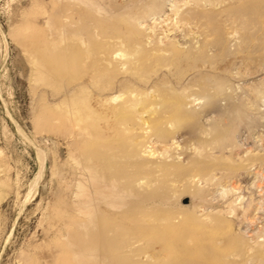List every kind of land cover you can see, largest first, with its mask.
I'll list each match as a JSON object with an SVG mask.
<instances>
[{"label":"rangeland","instance_id":"1","mask_svg":"<svg viewBox=\"0 0 264 264\" xmlns=\"http://www.w3.org/2000/svg\"><path fill=\"white\" fill-rule=\"evenodd\" d=\"M83 1L0 0V264H264V0Z\"/></svg>","mask_w":264,"mask_h":264},{"label":"bare ground","instance_id":"2","mask_svg":"<svg viewBox=\"0 0 264 264\" xmlns=\"http://www.w3.org/2000/svg\"><path fill=\"white\" fill-rule=\"evenodd\" d=\"M82 4H80V8L79 10L76 11L75 15L74 16H71L72 20L74 19H77L79 21L82 22V25H81V28L79 29H76L74 32H67L63 37L65 40L67 41H70L69 45L70 46H67V49L68 50H72V45H73V42H77V41H82V40H86L87 42H90V43H95L97 42V40H95L94 37L91 36L90 32L92 29H97V35L99 36H103V34L105 33L106 31V28L102 27V26H99L97 24L99 18L101 17L100 15L98 14H95L94 12L92 13L90 10L91 8H88V7H85L83 6L84 5V1L83 0H80ZM93 11V10H92ZM87 20V21H85ZM132 40V39H131ZM69 52V51H68ZM70 53V52H69ZM57 59H59V55H56L55 56ZM60 61V60H59ZM57 62L56 64V68H58L59 70L61 69V64L60 62ZM60 72V71H59ZM95 157L92 158V160H94ZM91 159V158H90ZM159 168V167H158ZM160 169V170H159ZM158 171L159 172H162L163 175H167L168 173L164 170H161V168H159ZM136 171V170H135ZM150 173H154L156 170H149ZM157 172V171H156ZM161 175V174H160ZM31 190V189H30ZM159 225L158 223H156L154 226H148V229L147 231H149V233L151 235H156L158 234L157 233V230H159ZM164 229V228H163ZM176 230V229H174ZM173 230L174 233H176V235H179L181 236V234L179 233V231L175 232ZM146 231V232H147ZM162 231H165L162 230ZM148 233V234H149ZM178 236V237H179ZM179 243V242H178Z\"/></svg>","mask_w":264,"mask_h":264}]
</instances>
